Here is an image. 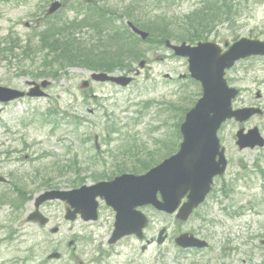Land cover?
Returning <instances> with one entry per match:
<instances>
[{
    "label": "rangeland",
    "instance_id": "374dc122",
    "mask_svg": "<svg viewBox=\"0 0 264 264\" xmlns=\"http://www.w3.org/2000/svg\"><path fill=\"white\" fill-rule=\"evenodd\" d=\"M59 1L70 3L72 0ZM239 1H246L245 5L231 16H221L220 21L216 23L220 33L210 34L207 41L223 43L240 35H251L252 32L240 33L248 28L246 25L264 27V0ZM51 2L53 0L0 2V86L27 91L28 83L35 81L27 76L32 69L30 63L22 61L24 57L20 51L13 49L9 52V47H16L23 39L33 38L32 35L39 31L44 20L36 23V19L46 13ZM118 3L119 7L123 5L122 0H118ZM197 3V0H187L175 6L165 7L161 11L166 14L163 17L166 19L164 26H168L173 34L183 33L186 26L182 18L191 11L200 9ZM202 13L197 12L198 15ZM229 21L231 25H228ZM26 23H30L31 27H25ZM257 33H260L258 29ZM92 35L93 33H88L89 41ZM78 38L86 40L84 35ZM176 41L171 42L178 44L179 40ZM146 49L150 51L145 60L146 67L129 88L91 84V94L89 91L88 94L96 96L97 101H89L88 106L84 104L80 87L85 80H89L88 71L79 68L68 70L59 81H52L47 91L48 99L25 98L8 105H0V177L9 178L11 173H15L11 176L13 182L19 187L24 185L29 191L28 178L30 180L34 177L32 171L39 170L43 171L44 177L53 179V189L66 190L72 188L71 184L78 180L89 185L111 178L110 170L117 165L116 162L122 164L125 169L137 170L140 161L149 157L147 153L157 152L162 155L158 163L174 154L180 142L176 133L180 114L161 111L163 107L159 105L163 102L178 107L191 106L194 88L181 90L187 85L193 86L186 80L188 65L186 60L174 58L164 46L147 44ZM134 69H138L137 64L132 66L131 70ZM228 79L231 86L241 91L239 98L234 101L233 108L261 107L263 114L243 124L234 120L228 121L220 129L218 137L229 160L225 175V180L229 183L223 188L228 198L216 205L213 199L217 192L214 193L208 203V209H202L201 217L207 213L213 220L224 224L222 228L217 225L213 232L211 243L215 258L226 256L227 264H262L264 247L258 250L257 247L260 241L264 240V178L260 175L264 172V152L240 151L235 145V134L241 128L247 131L257 127L264 137V62L239 64L230 72ZM179 99L183 101V106L179 104ZM136 110L139 113L135 112ZM48 112L53 116L47 117ZM56 112L59 117L54 116ZM64 114L66 115L63 122L61 117ZM73 117L76 118L77 124L80 120L79 126L72 124ZM112 131L117 133L113 134ZM94 135L101 139V155H96L98 153L94 150ZM89 136H92L90 140ZM105 139L107 143H104ZM107 144L109 147H106ZM15 150L19 153L14 156ZM3 154L6 158L2 157ZM134 159L137 161H133ZM257 166L260 169H257ZM24 173H30L26 179L23 178ZM41 181L45 180L40 177L36 183L42 184ZM16 184L4 185L0 182V197H3V202H16ZM35 193L30 194L31 197L28 198L31 200ZM31 202L25 204L22 212L14 214L10 208L4 206L5 204L0 208V264L4 263L2 260L15 259V254L22 248V244H18L21 239L26 241L27 250L17 256L23 258L20 261L26 260L33 247L31 254L35 263L41 260L44 264H107L113 259L110 264H188L176 250L173 239L181 232L194 230V216L182 223L174 217L145 209L144 212L151 219L145 239L152 241V244L147 245L146 250L141 252L145 243L133 239L126 240L132 244L126 250L127 244L122 242L119 246L107 245L112 227L109 214L97 224H69L64 221L65 205L53 203L44 206L42 212L51 219L52 227H60V233L51 235L50 229L32 225L29 229L33 234H28L29 231L26 230V239L21 237L15 241L16 233L23 234L22 222H25V218L33 210ZM103 207L106 208L104 203ZM105 213L106 211L102 215ZM232 213L236 215L233 216ZM102 222L108 227L106 232H102ZM69 228L72 229L71 232L68 231ZM162 228L166 229L167 234L165 244L156 247L154 241ZM10 231L13 234L18 232L15 233L14 241L8 243L5 239ZM216 233L223 234L218 241L224 244V254L219 251V244L215 240ZM74 236L80 237L75 243L77 256L65 244V241ZM59 242H62L59 249H54ZM115 248L120 252V257L115 255ZM55 251L59 252L62 258L58 261L47 260V256ZM3 252L9 253V256H3ZM243 252L246 255H242ZM148 257V263H142ZM15 261L10 262L13 264ZM25 264L31 262L26 260Z\"/></svg>",
    "mask_w": 264,
    "mask_h": 264
},
{
    "label": "water",
    "instance_id": "95a60500",
    "mask_svg": "<svg viewBox=\"0 0 264 264\" xmlns=\"http://www.w3.org/2000/svg\"><path fill=\"white\" fill-rule=\"evenodd\" d=\"M58 8V4L52 5L49 13ZM133 31L142 38L147 37V34L136 29ZM167 46L176 56L189 58L191 76L200 81L203 88L202 98L187 113L180 127L183 142L178 154L149 171L144 177L122 176L110 184L102 183L71 192L46 193L36 200V206L46 200L67 201L75 209L71 214L72 217H68L73 219L77 212H90L93 199L96 196H102L117 211L116 229L110 240V243H114L122 236L140 233L144 221L138 213L133 212L136 207L153 204L158 210L172 213L181 198L189 193L188 203L183 206L178 215L179 219L186 220L192 208L202 202L209 191L212 178L221 172L220 166H224L222 152H219L216 139L217 129L226 119L235 117L243 122L256 113L250 110L231 111L230 103L236 96V91L227 88L223 80L224 70L230 68L237 59L260 53V51L246 41L235 44L222 56L217 55V50L209 44H200L197 48H190L185 44L173 47L167 43ZM142 66L143 63L140 64V67ZM92 79L122 86L130 82L129 79L113 78L106 74H92ZM46 85V82L42 83L43 87ZM29 95L41 96V93L34 89ZM21 96L22 94L15 91L0 88V101L7 102ZM237 138L240 149L262 146V139L257 130L249 131L247 135H243L241 130L237 133ZM217 156H219L218 163L215 161ZM157 192H160L162 196V204L156 201ZM94 207L93 205L92 210ZM37 213L30 219L44 224L46 221H41ZM91 218L94 217L90 214L85 220L88 221ZM180 240L183 241L184 238ZM51 258H58V255L54 254Z\"/></svg>",
    "mask_w": 264,
    "mask_h": 264
},
{
    "label": "trees",
    "instance_id": "16d2710c",
    "mask_svg": "<svg viewBox=\"0 0 264 264\" xmlns=\"http://www.w3.org/2000/svg\"><path fill=\"white\" fill-rule=\"evenodd\" d=\"M164 1L165 2L161 4H154L155 8H162L177 0ZM178 1L180 2L181 0ZM136 14H134L135 17L141 19L138 17V14ZM155 18L161 20V22H157ZM101 20V25L103 26L106 23L105 18L101 16ZM165 20L166 19L160 15L153 16L149 22L153 23L154 27L149 30L148 28L139 26L136 21L130 19L136 27L150 34V39L145 43L141 42L126 29L123 31L113 28L101 30L92 24L90 30L93 35L90 41L87 42L77 37V32L86 28L85 25L81 26V24H76L75 22H70L68 24V22L64 21H49L32 39L20 41L16 47H9V52L13 49L20 51V54L24 57L22 61L28 62L32 66L31 71L27 74L35 80L52 79L57 81L61 79L65 71L75 67L107 73L116 71L127 72L138 61L146 58L147 52L144 50V45L147 43L151 44L157 42L160 44L165 39L194 43L191 37V35L194 34V28H192L193 25H191L193 22V13L182 18V22L186 26V30H184L182 34L187 33V35L179 36L173 34V32L168 29V26H164ZM93 22H97L98 24L100 20L94 18ZM169 27L173 28L172 26ZM116 40L118 42H116ZM105 42H112L114 45L112 47L107 46ZM4 45H6V43ZM179 100V104L183 106V101H181V99ZM184 102H186V98ZM190 104L191 106L194 104V99L190 101ZM152 105L153 104H151V106ZM159 106L163 107L161 111L165 110L168 113L180 114L176 124V133L179 138V123L191 106L186 107L185 105L184 107H178L174 106L172 103L163 102L160 103ZM146 155L149 157L146 160L140 161L142 170H147L157 165L158 161L162 158V155L157 152H150Z\"/></svg>",
    "mask_w": 264,
    "mask_h": 264
},
{
    "label": "flooded vegetation",
    "instance_id": "af4514ba",
    "mask_svg": "<svg viewBox=\"0 0 264 264\" xmlns=\"http://www.w3.org/2000/svg\"><path fill=\"white\" fill-rule=\"evenodd\" d=\"M230 2H231V0H230ZM227 10L235 11V13H236L240 9H239V6L235 5L234 2H232L228 6ZM227 10H226V12L229 13ZM229 25H231V23ZM246 26H248V28L246 30H244V31H241L240 32L241 34H247V33H251V32L257 33V29H258V31L260 32L258 34L259 36L258 35H253V36L252 35H247V36L251 40H258V41L264 43V27L259 26L257 28L256 26H254V27H249V25H246ZM220 31L221 30L216 28V29L212 30V34L218 35L220 33ZM226 32H228V31H226ZM228 33H230V32H228ZM236 39L237 38H235L234 40L236 41ZM226 45H227V43H225V46ZM263 58L264 57L255 58V59L258 60V59H263ZM24 202L26 204L27 203V199ZM23 209H24V207L17 208V213L22 212ZM98 216H99V218H100V216L101 217L104 216L100 212V209L98 210ZM48 223H49V225L52 224L50 218L48 219ZM28 224H29V226L34 225V226L39 227L36 223L28 222V218H27L25 222L24 221L22 222V228L25 230V236H27L28 234H33V232L26 226ZM56 227H58V226H56ZM47 228H49V226H47L45 228H42V229H47ZM54 229H55V227H53L50 231H52ZM26 230L29 231L28 234H26ZM68 231L71 232L72 229L69 228ZM59 233H60V230H57V234H59ZM194 238H196V239L200 240L201 242H203L204 246H202V247H194L193 250H186L185 252L187 253V255H181V257L184 258L188 262V264H225L226 263L225 256H221L220 259L215 258V256H214V247L212 246V243H211L213 241L214 235L210 232V230L208 228L203 227V228L198 229L196 232H194ZM61 244H62V242H59L57 246H60ZM192 253L194 255L190 256Z\"/></svg>",
    "mask_w": 264,
    "mask_h": 264
},
{
    "label": "bare ground",
    "instance_id": "6f19581e",
    "mask_svg": "<svg viewBox=\"0 0 264 264\" xmlns=\"http://www.w3.org/2000/svg\"><path fill=\"white\" fill-rule=\"evenodd\" d=\"M143 1H145L147 3H152V4H161V3H164L165 2L164 0H160V1H157V0H135V2L129 6V9H125L124 7H122V9L129 11L131 14H136V12L140 10V4ZM178 2L179 1L177 0V1L172 2L171 4H176ZM208 6L209 7L205 9L206 10L205 11L206 13L210 12L211 9L213 8L212 5H208ZM227 11L230 12V10H227ZM93 12L94 11H91L92 14H93ZM210 19H211V22L213 24H216L218 22V17L216 16V13H213L210 16ZM149 20L150 19H145L144 20V19L141 18L140 19V23L142 24L143 27L148 28L149 30H151V28H153L154 25H153V23L149 22ZM155 20L157 22H161V20H159L157 18H155ZM86 23H87V25L92 24L93 26H95L96 28H99L101 30L103 29V26H104V25L103 26L102 25H98L97 23H89V21H86ZM102 32L105 33L104 31H102ZM176 33L179 36L180 35H187V33L186 34H182V33H179V32H176ZM200 33H201L200 27L197 26V25H194V34L191 35L192 41L195 42V41L199 40L200 39V37H199V34ZM116 42H118V41L116 40ZM105 43H106L107 46H111V47L114 45V43H112V42H105ZM32 175L34 176L33 179L37 178V174L36 173H32ZM20 187L23 190H26V188H25L24 185H20ZM0 203H3V197L2 196L0 197ZM23 237L26 239V237H25V231L24 230H23ZM18 244H22V248H21V251L19 250V252L17 254H15V256H21V254L24 253L27 250V248H26V241L24 239L23 240L22 239L19 240ZM2 254H3V256H9V253L3 252ZM5 261H7V260H2V262H5ZM28 261H30L31 264H44L42 261H38V262L35 263L34 259H32L30 257H28Z\"/></svg>",
    "mask_w": 264,
    "mask_h": 264
}]
</instances>
